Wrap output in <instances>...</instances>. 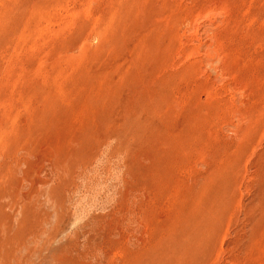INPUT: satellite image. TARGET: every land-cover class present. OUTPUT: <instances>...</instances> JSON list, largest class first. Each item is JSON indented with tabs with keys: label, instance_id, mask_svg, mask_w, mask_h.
Here are the masks:
<instances>
[{
	"label": "rangeland",
	"instance_id": "rangeland-1",
	"mask_svg": "<svg viewBox=\"0 0 264 264\" xmlns=\"http://www.w3.org/2000/svg\"><path fill=\"white\" fill-rule=\"evenodd\" d=\"M0 264H264V0H0Z\"/></svg>",
	"mask_w": 264,
	"mask_h": 264
}]
</instances>
